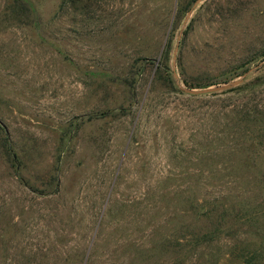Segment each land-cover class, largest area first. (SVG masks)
Returning <instances> with one entry per match:
<instances>
[{
    "label": "rangeland",
    "instance_id": "1",
    "mask_svg": "<svg viewBox=\"0 0 264 264\" xmlns=\"http://www.w3.org/2000/svg\"><path fill=\"white\" fill-rule=\"evenodd\" d=\"M28 1L0 0V264H264V144L231 111L264 83L173 75L177 41L188 88L263 60L264 0Z\"/></svg>",
    "mask_w": 264,
    "mask_h": 264
},
{
    "label": "trees",
    "instance_id": "2",
    "mask_svg": "<svg viewBox=\"0 0 264 264\" xmlns=\"http://www.w3.org/2000/svg\"><path fill=\"white\" fill-rule=\"evenodd\" d=\"M15 1L30 4L28 0H15ZM260 83H264V67L258 68L254 73L249 74L243 80L241 84L235 87H231L227 90H223L221 92L232 91V90H242V89L254 90V87L256 86L259 87ZM211 94H214V93H211ZM231 111H233V114H234L233 120L235 124L237 125V128H239L240 125H242V123L243 125L249 124L250 125L249 129H251L252 131L251 133H246L244 135L243 142L240 139V140L235 141L236 142L235 144H241V146H243V144H248V141H250V143L256 147L259 144H264V140L263 139L260 140L259 135L254 134V132L257 131V128L260 127V126L258 127L256 126L258 121L261 122L260 117H262L263 119L262 121H264V107L263 109H261L259 104H255L254 108H251V109L250 108H247V109L238 108V109H233ZM240 116H242L240 119H235ZM246 117H249V118H246ZM243 118L245 119V121H248V122H243L244 120ZM240 138H241V134H240Z\"/></svg>",
    "mask_w": 264,
    "mask_h": 264
},
{
    "label": "water",
    "instance_id": "3",
    "mask_svg": "<svg viewBox=\"0 0 264 264\" xmlns=\"http://www.w3.org/2000/svg\"><path fill=\"white\" fill-rule=\"evenodd\" d=\"M200 0H195L193 6H195ZM191 14V9L187 12L186 17H185V21L187 20V18L189 17V15ZM184 21V23H185ZM183 23V25H184ZM178 40H179V36H178ZM177 47H178V41L174 50V55H173V60L175 61L176 58V51H177ZM174 61H173V75L175 77V81L177 86L184 91L185 93L191 94V95H201V94H207V93H211V92H217V91H221V90H225V89H229L231 87L237 86L239 84H241L243 82V80L245 79V77L252 72L253 70L257 69L263 62L264 60L260 61L258 64L247 68L240 76L239 78L232 80L224 85H217V86H212V87H207V88H188L183 86L180 83V80L178 78V75L176 73V71L174 70L175 66H174Z\"/></svg>",
    "mask_w": 264,
    "mask_h": 264
}]
</instances>
